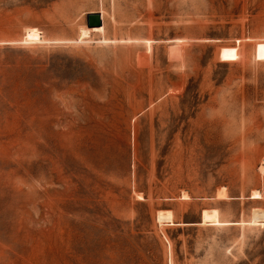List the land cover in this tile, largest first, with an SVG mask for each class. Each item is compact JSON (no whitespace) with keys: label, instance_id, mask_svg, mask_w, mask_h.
I'll use <instances>...</instances> for the list:
<instances>
[{"label":"rangeland","instance_id":"374dc122","mask_svg":"<svg viewBox=\"0 0 264 264\" xmlns=\"http://www.w3.org/2000/svg\"><path fill=\"white\" fill-rule=\"evenodd\" d=\"M0 264H264V0H0Z\"/></svg>","mask_w":264,"mask_h":264},{"label":"bare ground","instance_id":"6f19581e","mask_svg":"<svg viewBox=\"0 0 264 264\" xmlns=\"http://www.w3.org/2000/svg\"><path fill=\"white\" fill-rule=\"evenodd\" d=\"M102 30H103V27L87 28V29L83 30L82 36L83 37L88 36L90 31L100 32ZM27 39H29V40H39L40 41V40H42L41 32L37 28L28 29V31H27ZM254 194L255 195H260V192L256 191Z\"/></svg>","mask_w":264,"mask_h":264},{"label":"water","instance_id":"95a60500","mask_svg":"<svg viewBox=\"0 0 264 264\" xmlns=\"http://www.w3.org/2000/svg\"><path fill=\"white\" fill-rule=\"evenodd\" d=\"M90 28L101 27L103 25V16L101 13H91L87 17Z\"/></svg>","mask_w":264,"mask_h":264}]
</instances>
